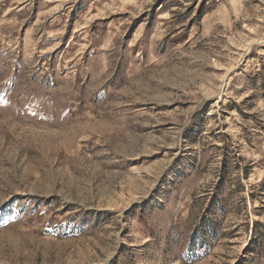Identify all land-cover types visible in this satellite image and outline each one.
Masks as SVG:
<instances>
[{
    "label": "rangeland",
    "instance_id": "rangeland-1",
    "mask_svg": "<svg viewBox=\"0 0 264 264\" xmlns=\"http://www.w3.org/2000/svg\"><path fill=\"white\" fill-rule=\"evenodd\" d=\"M0 264H264V0H0Z\"/></svg>",
    "mask_w": 264,
    "mask_h": 264
}]
</instances>
